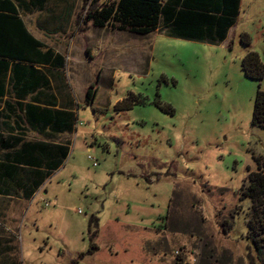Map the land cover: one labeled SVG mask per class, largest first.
Returning <instances> with one entry per match:
<instances>
[{"label":"rangeland","instance_id":"obj_1","mask_svg":"<svg viewBox=\"0 0 264 264\" xmlns=\"http://www.w3.org/2000/svg\"><path fill=\"white\" fill-rule=\"evenodd\" d=\"M110 1L49 0L30 20L61 15L47 42L65 56V93L85 99L92 86L95 100H80L48 186L59 213L44 208L33 227L27 209L18 231L0 221V264H264L240 200L264 165V132L251 125L264 76L242 70L251 52L264 65V0H241L219 45L95 28L89 13ZM126 99L130 110L115 109Z\"/></svg>","mask_w":264,"mask_h":264},{"label":"crops","instance_id":"obj_2","mask_svg":"<svg viewBox=\"0 0 264 264\" xmlns=\"http://www.w3.org/2000/svg\"><path fill=\"white\" fill-rule=\"evenodd\" d=\"M9 1L18 9L26 32L43 45L29 51L26 61L0 58V221L14 225L18 221V231L19 218L27 209L35 211L33 227L40 223L39 214L45 211L44 208H55L50 212L59 213L56 209L58 197L48 186L67 157L63 148L67 147L69 154L71 143L65 138L77 124L81 101L86 106L93 103L71 99L70 94L65 93L68 88L64 79L65 56L47 42L50 36L61 31L57 26L61 15L51 17L52 20L38 18L36 26H30V20L37 18L36 14L46 12L49 0L43 10L30 11L19 9L15 0ZM5 35L14 45L18 43L15 33L7 30ZM49 52L53 54L52 59L48 57ZM56 56L63 58L62 66L61 61L54 58ZM53 60L58 65L47 64ZM1 243L0 239V247Z\"/></svg>","mask_w":264,"mask_h":264},{"label":"trees","instance_id":"obj_3","mask_svg":"<svg viewBox=\"0 0 264 264\" xmlns=\"http://www.w3.org/2000/svg\"><path fill=\"white\" fill-rule=\"evenodd\" d=\"M15 2L19 9L30 11L43 10L46 0H15ZM239 2L240 0H113L95 7L87 19L95 28L110 27L119 32L136 35L158 32L168 38L219 45L226 39L227 32L235 23L239 13ZM0 11L7 12H0V58L26 61L29 51H35L43 45L33 40L26 32L18 17V9L16 10L9 0H0ZM7 30L18 36L16 45L5 35ZM241 42L248 45L249 38L243 35ZM48 57L52 59L53 54L49 52ZM54 58L61 61L62 66L63 58L61 56ZM47 64L54 66L58 65V62L53 60ZM242 70L252 79L260 80L264 76V65L252 52L242 59ZM93 97L94 91L91 86L86 92V103L92 104ZM133 105L126 99L118 102L115 109L130 110ZM251 125L264 132V91L256 93ZM63 149L64 156H67L68 148ZM256 162L257 170L248 174L247 185L242 189L240 200L250 202L247 228L251 235L250 243L255 251L259 252L264 246V165L258 159ZM97 229L95 223L96 235ZM97 250L98 248L91 244L87 255Z\"/></svg>","mask_w":264,"mask_h":264},{"label":"built area","instance_id":"obj_4","mask_svg":"<svg viewBox=\"0 0 264 264\" xmlns=\"http://www.w3.org/2000/svg\"><path fill=\"white\" fill-rule=\"evenodd\" d=\"M89 159H91V158H89ZM93 166H95V163L93 164Z\"/></svg>","mask_w":264,"mask_h":264}]
</instances>
